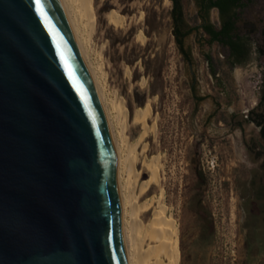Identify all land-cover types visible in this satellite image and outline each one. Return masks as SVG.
<instances>
[{"label":"rangeland","instance_id":"374dc122","mask_svg":"<svg viewBox=\"0 0 264 264\" xmlns=\"http://www.w3.org/2000/svg\"><path fill=\"white\" fill-rule=\"evenodd\" d=\"M182 1L188 22L196 26L195 0ZM172 10L171 0H94L96 28L87 47L114 117L125 180L139 207L152 204L141 212L145 226L163 207L166 220L177 227L178 264H264V201L256 197L264 187V143L260 129L245 121L260 101L264 58L255 48L247 65L232 68L227 49L193 33L185 39L187 62L174 35ZM112 12L120 15V27L110 24ZM216 16L211 13V19ZM242 20L264 26V0H255ZM259 37L260 32L255 42ZM192 82L203 98L197 109ZM112 102L128 111L126 138ZM148 104V124H157V134L150 131L139 143L144 131L134 116ZM132 146L131 164L125 158ZM156 156L160 183L141 194L151 178L148 162Z\"/></svg>","mask_w":264,"mask_h":264},{"label":"water","instance_id":"95a60500","mask_svg":"<svg viewBox=\"0 0 264 264\" xmlns=\"http://www.w3.org/2000/svg\"><path fill=\"white\" fill-rule=\"evenodd\" d=\"M0 264H128L116 152L59 0H0Z\"/></svg>","mask_w":264,"mask_h":264},{"label":"bare ground","instance_id":"6f19581e","mask_svg":"<svg viewBox=\"0 0 264 264\" xmlns=\"http://www.w3.org/2000/svg\"><path fill=\"white\" fill-rule=\"evenodd\" d=\"M59 1L74 37L76 46L92 79L97 97L102 106L108 123L110 135L116 152L117 185L122 208V234L128 264H178L179 250L176 240L178 231L177 227L166 220V211L163 207L160 208V212H157L156 210L154 211L152 219L150 220L148 225L145 226L141 218V212H149L152 204L148 203L142 205V207H139L137 205V198L134 194V191L133 189H131L132 187L130 184L132 183L131 181L130 183H128L129 180L126 181L124 177V160L121 154L122 149L120 148L121 146L119 144L113 126L114 117L111 113V108L109 107L110 105H108L107 98L103 91V84L101 82L100 74L98 73V68H96L91 62L88 52L89 47H87L88 41L93 37L96 28L94 0ZM109 21L110 24L114 25L115 27H120L122 25L121 17L116 12H112L109 14ZM139 37L143 41L145 40L143 34H140ZM113 104L115 110L117 109L118 111L117 119L119 117V120L121 121V126L123 127L122 133L125 137L128 111L122 102H115ZM151 115L152 109L149 104L146 108L138 109L135 113L134 123L142 126L144 131L142 137L139 139V143L146 137V135L150 131L154 134H157V124L154 123L152 127H150L148 124V120ZM146 147L147 146H145V148ZM130 148L131 151H129V154L125 159L129 160L132 164L131 161H134V159L136 160V158L130 160L133 157V153L135 152L134 148H136V146H132ZM129 161L127 163H129ZM161 166L160 156H156L150 162H148V169L151 172V178L148 183L142 186L141 194L147 193L153 183H160V170L162 168ZM134 171V166L130 165L129 172L131 173ZM130 176L131 174L129 175V177ZM163 196L164 192H162V197Z\"/></svg>","mask_w":264,"mask_h":264},{"label":"trees","instance_id":"16d2710c","mask_svg":"<svg viewBox=\"0 0 264 264\" xmlns=\"http://www.w3.org/2000/svg\"><path fill=\"white\" fill-rule=\"evenodd\" d=\"M173 2L172 17L174 23V35L177 43L183 50V44L185 38H187L192 31L181 32V26H183V1L171 0ZM255 0H217L211 7H218L221 10L223 18V27L220 31L209 30V33L213 35L212 41L217 42L223 48L228 50L227 63L232 67L247 65L253 55V51L256 48V52L259 56L264 58V26L256 28V25L249 21L243 23V15L246 11L252 8ZM176 27L179 29L177 30ZM260 32V37L255 42V36ZM186 57L191 61V54L189 51L185 52ZM206 59L210 64V70L214 75L217 74L215 69H212V56L207 55ZM247 123H253L260 129V138L264 143V72L262 81V90L260 101L256 108L251 110L245 120ZM264 170V163L262 164ZM198 175V174H197ZM201 177V174H199ZM256 197L259 200L264 201V187L257 190Z\"/></svg>","mask_w":264,"mask_h":264},{"label":"flooded vegetation","instance_id":"af4514ba","mask_svg":"<svg viewBox=\"0 0 264 264\" xmlns=\"http://www.w3.org/2000/svg\"><path fill=\"white\" fill-rule=\"evenodd\" d=\"M216 1L217 0H195L196 6H197L196 15H197V19L199 20V23L196 26H192L188 22V20L186 18L185 11H184V6H183V16H182L183 26H181V29H179L178 27H176V29L177 30L179 29L181 32L192 31L191 34H193V33L203 34L207 38V40L210 44H212V45L218 44L215 41L211 42L213 35H211L209 33V30H212L214 32L220 31L223 27V18H222V13H221L220 8L213 7V6L211 7V3L213 4ZM214 12H217V16L211 19V13H214ZM178 46H179V49H180L184 59L187 62H191L187 59L186 54H185V52L188 51L185 47V40H184V44H183L184 52L182 51L181 46L179 44H178ZM191 96H192V99L194 100L195 109H197L198 106L200 105L201 101L203 100V98H201V96L197 94L195 82L191 83ZM211 119H212V115H209L205 124L207 125L208 121H210Z\"/></svg>","mask_w":264,"mask_h":264}]
</instances>
